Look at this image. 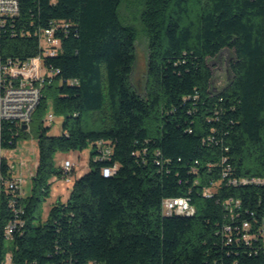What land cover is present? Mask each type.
<instances>
[{
	"label": "trees",
	"instance_id": "obj_1",
	"mask_svg": "<svg viewBox=\"0 0 264 264\" xmlns=\"http://www.w3.org/2000/svg\"><path fill=\"white\" fill-rule=\"evenodd\" d=\"M124 1L22 0L15 35L4 34L5 54L21 59L40 50L39 27L57 26L60 42L44 59L54 75L30 130L12 138L5 123L4 146L34 133L39 158L12 252L0 186V264L7 253L12 264H264L261 241L246 244L234 229L229 243L224 233L247 220L254 234L264 219V184L229 183L264 178V0H128L123 15L135 6L149 41L144 94L131 82L138 28L122 21ZM225 49L235 52L230 80L214 86L209 58ZM89 146V170L75 178L72 169L68 197L45 218L51 179L65 174L56 154ZM170 197L196 212L167 215Z\"/></svg>",
	"mask_w": 264,
	"mask_h": 264
},
{
	"label": "built area",
	"instance_id": "obj_2",
	"mask_svg": "<svg viewBox=\"0 0 264 264\" xmlns=\"http://www.w3.org/2000/svg\"><path fill=\"white\" fill-rule=\"evenodd\" d=\"M22 0H0V186L9 193V205L12 209L13 217L8 222L5 234L7 239H12L14 233L20 232L25 226L23 218L24 208L21 201L26 197L23 176L16 173L17 166L12 161V155L6 154L10 150L4 146V128L5 123L11 130L12 138L22 131L30 130L33 114L41 100L42 85L51 81L53 78L52 69L45 64L46 56H55L57 46L60 42L54 24L46 27H39L40 50L26 58L7 55L3 51V37L5 32L10 31L15 35V24L20 18ZM24 29H21V31ZM54 114L49 113L47 121L52 123ZM27 125L25 129L24 126ZM103 142L101 141V144ZM104 144H102V147ZM101 147V148H102ZM12 150V149H11ZM105 156L112 153L111 149L102 148ZM7 164V170L4 166ZM65 174L62 176L69 183H72L73 176L70 174L75 166L71 159H65L63 164ZM116 166H106L103 173L114 174ZM35 173V172H34ZM229 169L225 170L224 177L228 176ZM34 175V174H33ZM232 184H264L262 177H242L229 180ZM206 195L210 192L207 190ZM232 199L225 202L226 207ZM235 206L240 205V201H235ZM229 204V205H228ZM163 209L167 215L175 212L186 211L196 212V209L190 204L187 197H170L164 200ZM251 222L244 220L241 226L227 223L224 227V233L229 243L233 242L232 231L234 229L241 231L242 239L246 244H253L252 239L262 242L264 250V219L262 225L258 227V232L250 233ZM240 239L237 237V240ZM259 250L256 249L255 252ZM3 264H12V254L7 253Z\"/></svg>",
	"mask_w": 264,
	"mask_h": 264
},
{
	"label": "rangeland",
	"instance_id": "obj_3",
	"mask_svg": "<svg viewBox=\"0 0 264 264\" xmlns=\"http://www.w3.org/2000/svg\"><path fill=\"white\" fill-rule=\"evenodd\" d=\"M128 0H125L120 8V17L125 24H134L138 28L137 39V59L134 70L131 75V82L133 86L141 93L144 94L146 90L147 72H148V57H149V41L144 31L143 24L137 9L134 6L130 13L129 19L123 15L124 6ZM235 56L232 49H225L222 53L214 58H209V64L214 73V86L225 87L230 80L229 63ZM48 113L53 112L52 100L49 102L47 109ZM62 131V118L55 116L52 122L51 132L59 134ZM93 147L89 146L84 150L77 151H63L58 152L55 156V163L57 167H61L66 158L75 162V168L78 171L83 170L84 173L89 170V159ZM6 154L12 155V161L17 166L16 173L23 176L24 187L26 193L29 195L32 189V176L36 170L39 158L38 140L34 133L27 138L20 139L18 146L12 150L6 151ZM75 170V169H74ZM50 194L43 201V215L46 218L50 212L53 204L59 199H66L73 184L67 182L64 177L53 176ZM12 240L7 241V251L12 252L9 248L12 245Z\"/></svg>",
	"mask_w": 264,
	"mask_h": 264
},
{
	"label": "crops",
	"instance_id": "obj_4",
	"mask_svg": "<svg viewBox=\"0 0 264 264\" xmlns=\"http://www.w3.org/2000/svg\"><path fill=\"white\" fill-rule=\"evenodd\" d=\"M66 159H68V158H66ZM74 172H73V176L75 177V178H77V177H79V176H81L83 173H84V171L83 170H81V171H78L75 167H74ZM69 194V193H68ZM67 197H68V195H67ZM66 197V198H67ZM62 200H65V199H62Z\"/></svg>",
	"mask_w": 264,
	"mask_h": 264
},
{
	"label": "bare ground",
	"instance_id": "obj_5",
	"mask_svg": "<svg viewBox=\"0 0 264 264\" xmlns=\"http://www.w3.org/2000/svg\"><path fill=\"white\" fill-rule=\"evenodd\" d=\"M105 175H108L110 173H104ZM72 184H73V179H72ZM176 214H185V215H192L195 212H186V211H179V212H175Z\"/></svg>",
	"mask_w": 264,
	"mask_h": 264
},
{
	"label": "water",
	"instance_id": "obj_6",
	"mask_svg": "<svg viewBox=\"0 0 264 264\" xmlns=\"http://www.w3.org/2000/svg\"><path fill=\"white\" fill-rule=\"evenodd\" d=\"M24 128L26 129L27 128V125H25Z\"/></svg>",
	"mask_w": 264,
	"mask_h": 264
}]
</instances>
